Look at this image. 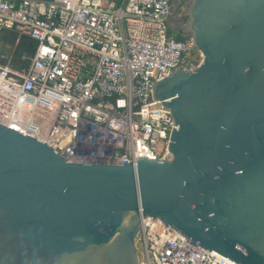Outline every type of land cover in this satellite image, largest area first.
I'll list each match as a JSON object with an SVG mask.
<instances>
[{"label":"water","instance_id":"95a60500","mask_svg":"<svg viewBox=\"0 0 264 264\" xmlns=\"http://www.w3.org/2000/svg\"><path fill=\"white\" fill-rule=\"evenodd\" d=\"M187 14L203 59L153 83L171 159L69 162L0 123V264H140L148 217L264 264V0H189Z\"/></svg>","mask_w":264,"mask_h":264},{"label":"built area","instance_id":"2783aa9c","mask_svg":"<svg viewBox=\"0 0 264 264\" xmlns=\"http://www.w3.org/2000/svg\"><path fill=\"white\" fill-rule=\"evenodd\" d=\"M171 10L170 0H0V32L36 42L32 56L21 55L28 65L0 56V123L69 162L171 159L174 118L153 83L203 59L191 35L176 37ZM186 240L148 217L136 237L139 262L238 264Z\"/></svg>","mask_w":264,"mask_h":264},{"label":"trees","instance_id":"16d2710c","mask_svg":"<svg viewBox=\"0 0 264 264\" xmlns=\"http://www.w3.org/2000/svg\"><path fill=\"white\" fill-rule=\"evenodd\" d=\"M178 39H184L183 35H176ZM36 42L28 35L20 33L16 29H3L0 32V56L1 61L7 63L11 58L14 66L28 65L29 59L22 60L21 55L34 54Z\"/></svg>","mask_w":264,"mask_h":264},{"label":"flooded vegetation","instance_id":"af4514ba","mask_svg":"<svg viewBox=\"0 0 264 264\" xmlns=\"http://www.w3.org/2000/svg\"><path fill=\"white\" fill-rule=\"evenodd\" d=\"M171 6H172V15L171 19L176 22V25H174V32L175 35H183L185 28V23L188 19L187 14V5L189 3V0H170Z\"/></svg>","mask_w":264,"mask_h":264},{"label":"rangeland","instance_id":"374dc122","mask_svg":"<svg viewBox=\"0 0 264 264\" xmlns=\"http://www.w3.org/2000/svg\"><path fill=\"white\" fill-rule=\"evenodd\" d=\"M196 53H197L196 50H193V51H192V54H196ZM161 145H162V144H160V146H161ZM138 255H139V258H140V259L143 258V254H142L141 250L138 251Z\"/></svg>","mask_w":264,"mask_h":264}]
</instances>
